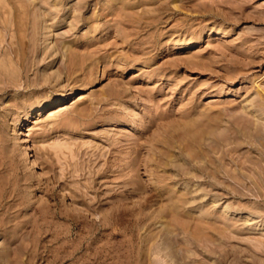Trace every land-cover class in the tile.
<instances>
[{
	"label": "rangeland",
	"instance_id": "1",
	"mask_svg": "<svg viewBox=\"0 0 264 264\" xmlns=\"http://www.w3.org/2000/svg\"><path fill=\"white\" fill-rule=\"evenodd\" d=\"M20 1L0 3L3 264H264V0Z\"/></svg>",
	"mask_w": 264,
	"mask_h": 264
},
{
	"label": "bare ground",
	"instance_id": "2",
	"mask_svg": "<svg viewBox=\"0 0 264 264\" xmlns=\"http://www.w3.org/2000/svg\"><path fill=\"white\" fill-rule=\"evenodd\" d=\"M7 1V0H6ZM22 1V0H21ZM20 1V2H21ZM2 2H4V0H0V3H1V5L2 6H4L3 4H2ZM23 2V1H22ZM6 3V2H5ZM8 3V2H7ZM6 3V4H7ZM12 3V2H11ZM16 3V2H15ZM17 3H19L18 1H17ZM16 3V4H17ZM6 4H5V6H6ZM21 4V3H20ZM0 5V7H2ZM8 5V4H7ZM23 5V7L25 6V3L24 4H22ZM7 7H9V5L7 6ZM16 7H18V6H16ZM3 9V8H2ZM24 9V8H23ZM19 10H21V9H19ZM27 10V9H26ZM11 11H13V10H11ZM22 11H25V10H22ZM28 12V11H27ZM9 13V12H8ZM13 13V12H12ZM20 13V12H19ZM19 13H18V18L20 17L21 18V15H24L22 12H21V14H20V16H19ZM25 13H26V11H25ZM11 14V13H10ZM9 14V15H10ZM29 15V14H28ZM45 16V15H44ZM5 17V16H4ZM15 19H16V14H15ZM23 17V16H22ZM9 18V17H8ZM17 18V19H18ZM24 18V17H23ZM25 19V18H24ZM23 19V20H24ZM27 19V18H26ZM45 19H47V17L45 18ZM21 20H22V18H21ZM43 19H41V21H42ZM13 21V20H12ZM19 21H20V19H19ZM19 21H17L18 23H20ZM16 22V23H17ZM23 23H25L24 21H23ZM42 24V23H41ZM43 26V25H42ZM41 28V27H40ZM48 26H44V27H42V34H40L41 36H47V33H49L48 32ZM29 36V35H28ZM38 37V36H37ZM44 37H42V38H44ZM49 38V37H48ZM20 39V38H19ZM18 39V40H19ZM17 40V41H18ZM41 40V39H40ZM43 40V39H42ZM41 40V41H42ZM39 41V40H38ZM52 41V40H51ZM50 42V41H49ZM41 43H43V42H41ZM40 43V44H41ZM48 43V42H47ZM51 43V42H50ZM18 44H19V42H18ZM35 44H36V42H35ZM49 44V43H48ZM52 44V43H51ZM20 45V44H19ZM42 45V44H41ZM50 46V45H49ZM48 46V47H49ZM66 46V45H65ZM44 47V46H43ZM47 47V46H46ZM55 47H57V46H55ZM54 47V48H55ZM38 48V47H37ZM39 49H42V47H40ZM43 50V49H42ZM45 50V49H44ZM43 50V51H44ZM47 50V49H46ZM57 50V49H56ZM55 51V50H54ZM6 53V52H5ZM24 53V52H23ZM45 54V53H44ZM55 54V53H54ZM7 55V54H6ZM21 56H22V54H21ZM25 56H27V55H25ZM42 56V55H41ZM27 58V57H26ZM38 58H39V56H38ZM44 59V58H43ZM46 59V58H45ZM15 60V59H14ZM24 60H26L25 59V57H24ZM23 60V61H24ZM42 60V59H41ZM5 62V61H4ZM98 68V67H97ZM99 70V69H98ZM3 71V70H2ZM97 71V70H96ZM100 71V70H99ZM98 71V72H99ZM99 80V79H98ZM71 91V90H70ZM260 95L261 96H263V99H262V101L260 102V103H258V105L259 106H261V109H258V110H255L256 111V115H255V123H254V126H253V128H252V130H251V136L252 137H254L255 139V141H257L258 143H259V145L260 146H262L261 148H259V147H257L258 149H259V151H260V155L262 156V159L264 160V135H263V131H264V90H261V92H260ZM65 96H67V91L66 90H63L58 96H56L55 98H53L52 100H49V101H46V102H37V103H35L34 105H32L31 106V111L29 112V114L30 113H33V112H35V111H37V110H40V109H42V108H44V107H47V106H51V105H54L55 103H57V102H59V101H61L62 99H64L65 98ZM252 121V120H251ZM249 129H251V128H249ZM22 130V129H21ZM246 132V131H245ZM24 133V132H23ZM242 133V132H241ZM248 135V134H247ZM208 139V138H207ZM250 142V141H249ZM257 142H255V143H257ZM249 146V145H248ZM258 146V145H257ZM29 147V146H28ZM28 147H27V149H28ZM30 147H32V146H30ZM29 147V148H30ZM26 148H24V153H27L26 152V150H27ZM253 149V148H252ZM257 149V150H258ZM30 153V152H29ZM249 158V157H248ZM250 159V158H249ZM213 160V159H212ZM31 161H33V160H31ZM34 162V161H33ZM211 171V170H210ZM192 173V172H191ZM221 173V172H220ZM212 176V175H211ZM227 211H229L230 212V208H227L226 209ZM235 211H237V210H235ZM236 213H238L239 215L240 214H242L243 212L242 211H237ZM255 215L253 214V213H250V212H248V213H245V217H244V219L246 218L247 220H252V219H255ZM258 217V216H257ZM259 218V217H258ZM264 218V217H263ZM262 222H264V219H260ZM0 228H1V226H0ZM1 230V229H0ZM6 231V230H5ZM14 235H16V234H14ZM168 242V241H167ZM167 246H169V245H167ZM20 248V247H19ZM6 249V248H5ZM4 248L3 249H1V251H3V250H5ZM16 249V248H15ZM14 249V250H15ZM165 249V248H164ZM18 250V249H17ZM19 251V250H18ZM167 251V250H166ZM158 252H159V250H158ZM170 252V251H169ZM172 252V251H171ZM174 253V252H173ZM176 253V252H175ZM20 255V254H19ZM168 255H170V256H172V257H175V255H173V254H168ZM181 258V257H180ZM5 259V257L4 256H0V260L2 261V264H3V260ZM172 259V258H171ZM223 259V258H222ZM173 261H174V259H173ZM157 264V263H156Z\"/></svg>",
	"mask_w": 264,
	"mask_h": 264
}]
</instances>
